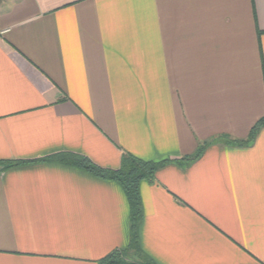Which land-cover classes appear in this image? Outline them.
Returning a JSON list of instances; mask_svg holds the SVG:
<instances>
[{"label": "crops", "instance_id": "1", "mask_svg": "<svg viewBox=\"0 0 264 264\" xmlns=\"http://www.w3.org/2000/svg\"><path fill=\"white\" fill-rule=\"evenodd\" d=\"M263 117L264 0H0V264H264Z\"/></svg>", "mask_w": 264, "mask_h": 264}, {"label": "trees", "instance_id": "2", "mask_svg": "<svg viewBox=\"0 0 264 264\" xmlns=\"http://www.w3.org/2000/svg\"><path fill=\"white\" fill-rule=\"evenodd\" d=\"M264 127V117L258 120L250 129L248 137L245 140L231 141L230 144L236 146H246L251 144L258 131ZM225 139V138H223ZM207 143L202 146L196 155L190 158H184L183 161L191 162L197 159L204 149L210 145ZM68 162L80 166L87 170L96 177L113 181L120 186L122 189L129 206V221H130V245L133 248L137 247V226L141 217L140 203H139V193L138 188L141 181L152 182L154 180V175L156 170L163 163L146 162L140 160L131 155H126L123 157L121 165L117 170H105L92 165L84 157H69L66 159ZM16 165V164H14ZM97 264H126L121 257L119 251H114L109 255L105 256L97 262ZM142 264H150L146 259H142Z\"/></svg>", "mask_w": 264, "mask_h": 264}]
</instances>
